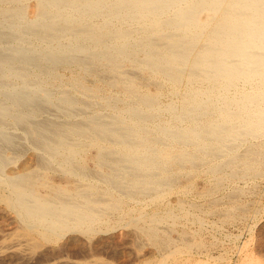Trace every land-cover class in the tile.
<instances>
[{
    "label": "bare ground",
    "instance_id": "obj_1",
    "mask_svg": "<svg viewBox=\"0 0 264 264\" xmlns=\"http://www.w3.org/2000/svg\"><path fill=\"white\" fill-rule=\"evenodd\" d=\"M263 171L264 0H0V264L117 229L122 252L209 264L200 233L172 234L203 227L183 197L203 177L231 223L250 208L234 183ZM61 255L40 264H101Z\"/></svg>",
    "mask_w": 264,
    "mask_h": 264
},
{
    "label": "rangeland",
    "instance_id": "obj_2",
    "mask_svg": "<svg viewBox=\"0 0 264 264\" xmlns=\"http://www.w3.org/2000/svg\"><path fill=\"white\" fill-rule=\"evenodd\" d=\"M63 69L66 70L65 67H63ZM64 70H62V68H61L60 69V73H62V75L64 77H68L71 74V71H67V70L64 71ZM66 72H67V74H66ZM90 79H92V78L91 77L87 78V76H85V81L89 85L93 84V83L90 82ZM92 82H94V80ZM163 100L165 102L171 101V99H168V98H165ZM163 119H166V117L163 118ZM263 175H264V171H263V174H262L261 178L260 177L259 178H253V179L252 178H249V179L247 178V180H245V181L244 180H241V181L239 180V181H236L234 183V186H233V184L225 185V187H224L225 189L222 188V190H220L219 193L216 194V197H214V199H216V198H217L216 200L219 199L218 201L220 202L219 203L221 205L220 207H222V204H221L222 203V199L226 198L228 196V193H230V191L233 190L232 186L235 187L234 189H236V190H241V191L244 190L239 199H241L240 201H242V203L244 201V204H246V205L248 204L247 206L250 207V208H248V211H247L248 213H246V215L237 216V218H235L234 222L231 221V223L230 222L228 223L226 221L224 222L222 220H221L222 221L221 222L220 218L217 215H215V214H213V215H215L216 217L213 216L212 214L209 216V213L206 211L207 210L206 209L207 208V206H206L207 203L205 202L206 201L205 198L200 196L196 192L195 193L197 195H195V193H194V191L201 190L204 187V185H205L204 183L206 182V180L202 179L203 177L197 178L194 181V189H193L194 191L193 190L190 191L191 193L190 194L187 193L188 195L184 196L183 198H184V200H186V201H184V202L187 203L186 207L189 208V206H192L190 204H193L195 202L196 207H197V204H198V209L197 210H199L201 208L199 210L201 212H198L197 210H195V211H193V213H194V215H198V216L200 214V217L203 216L202 217L203 218L202 221H203V227L204 228L203 227L201 228L200 226H198V228H200V230H201V232H200V230H197L198 229L197 228L198 224L194 225L192 223L193 221L190 220L189 222L186 221L187 223L185 222V223L179 224L178 226H176L177 228L175 227L176 229H173V230L176 232L177 229H178V232L180 231L179 232V234H180L181 231L184 228V229H187V230L189 229L190 230L189 232L190 233L193 232V234H195L197 232L196 233L197 236L201 234L199 236L201 239H199V237H197V238L199 240H203L201 242H202V244L204 242L203 247L205 249H203V251L201 250L200 252L201 253L204 252L203 254L208 253V255H211V257L213 256V257L216 258V259L213 260V257H212L211 258L212 261L211 260H209L210 262L208 261L209 264H218V263L219 264H221V263L222 264H240L247 256L248 257H255V258H263L264 257V235H263L264 234V176ZM185 180H186L185 178L181 177L180 178V183L181 184L185 183ZM203 180H205V181L203 182ZM195 182H196L197 186L195 185ZM198 187L200 189H198ZM244 193H246V194H244ZM225 194L227 196H225ZM185 197H186V199H185ZM175 199H173V197H172L171 200L175 201ZM188 203H190V204H188ZM224 203H226V202L224 201ZM0 208L4 209V206L0 204ZM1 209H0V220L1 219L2 220L0 221V229H1L0 230V243L2 242L1 236H3V235L4 236L6 235V237L9 236L11 234L10 232L11 231L13 232V228H14V224L12 222H8V220L9 221L12 220L11 219V215L9 213H7L5 210H1ZM255 212H258V214L255 213ZM7 216H8V219H7ZM183 224H185V225H183ZM7 226H8V228H7ZM185 226H187V227H185ZM10 227H11V229H10ZM179 227H181L180 228L181 230H179ZM194 229H195V231H193ZM117 230H116V232H113V233H111L109 235L103 236L102 240H94L89 245L88 244L87 245H83L82 247L84 249L83 248L82 249L85 250V251H83L81 248H80L81 251L78 248H76V249L75 248H71L70 250L68 248V249L64 250L62 245L59 244L58 246H56L54 248V250L53 249L49 250V252H48L49 254L48 255H47V252L37 251L34 254L33 258L36 261V263H39V264H40V262L44 263L46 261L56 262V259H54V258L59 257V255H61V254H62L61 256H63V257L69 256L67 258H70V259H75V258L83 259V258H85L88 255L89 257L87 256L88 258L86 257V259H84V260H90L91 259V261H93V262L94 261H98L101 264H105V263L106 264H117V263L118 264H156V260L160 256L158 254H155L154 253L155 252L154 249L151 246H149V245H144V247L142 248L143 250H140L137 247H135L133 245H130V246H128L126 252H122L121 251L122 247L125 245L123 243L126 242L127 239H125L123 236L120 235V233L123 232L121 229H117ZM174 231H172V234H173V236L177 237L179 234H177L178 232L175 233ZM219 232H221V233H219ZM174 234H176V235H174ZM215 237L218 238V239H216ZM92 243H94L93 247L92 246L90 247V245H92ZM262 243H263V245H262ZM108 244H110V245H108ZM84 246H86V247L89 246V247L86 248ZM207 248H209V249H207ZM259 248H261V249H259ZM136 250H137V252H136ZM205 250L206 251L208 250V251L206 252ZM69 251H70V253H67ZM146 251L149 254H151L153 252V254L148 255V254H146ZM255 251H257V252H255ZM60 252H61V254H60ZM53 253H55V254H53ZM50 254H52V255L50 256ZM66 254H67V256H66ZM203 254H200V255L198 254V255H196V257L199 258L200 256H202V258L205 259L207 254H205V256ZM37 255H38V257H37ZM128 255H129L130 259L128 258ZM72 256L75 257V258H73ZM90 256L93 257V258H91ZM120 257H122V258H120ZM125 258L128 259V260H126ZM138 258H140V259H138ZM154 258H156V260H154ZM51 259H53V260H51ZM135 259H137V261ZM149 259L152 260L153 263L148 262L147 260H149ZM42 260H44V261H42ZM21 264H22V260H21ZM56 264H58V263H56Z\"/></svg>",
    "mask_w": 264,
    "mask_h": 264
}]
</instances>
